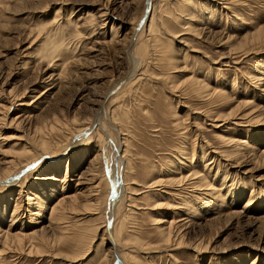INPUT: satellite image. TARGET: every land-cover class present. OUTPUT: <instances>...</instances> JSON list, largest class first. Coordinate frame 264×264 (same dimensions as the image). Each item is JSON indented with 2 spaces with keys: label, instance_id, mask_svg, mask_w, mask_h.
Returning a JSON list of instances; mask_svg holds the SVG:
<instances>
[{
  "label": "rangeland",
  "instance_id": "rangeland-1",
  "mask_svg": "<svg viewBox=\"0 0 264 264\" xmlns=\"http://www.w3.org/2000/svg\"><path fill=\"white\" fill-rule=\"evenodd\" d=\"M146 1L0 0V264H264V0H152L141 27ZM117 173L116 248L80 245Z\"/></svg>",
  "mask_w": 264,
  "mask_h": 264
},
{
  "label": "bare ground",
  "instance_id": "bare-ground-1",
  "mask_svg": "<svg viewBox=\"0 0 264 264\" xmlns=\"http://www.w3.org/2000/svg\"><path fill=\"white\" fill-rule=\"evenodd\" d=\"M149 8V11H148V13L146 12V10ZM152 9H153V1L152 0H150V4L148 3V0L146 1V8H145V14H144V16L142 17V20L140 21V25H141V27H143L144 25H147V23H149L150 22V20H152ZM107 15V13L106 12H101L100 13V16H106ZM190 15H192V14H190ZM102 19V18H101ZM104 19V18H103ZM107 19V18H106ZM152 22V21H151ZM149 26V25H148ZM147 26V27H148ZM97 27V26H96ZM35 28V27H34ZM140 27H138L137 29H139ZM32 29V28H31ZM95 30H97V28L95 29ZM94 31V30H93ZM263 31V30H262ZM104 32V31H103ZM136 32H137V30H136ZM259 33V32H258ZM259 35H260V33H259ZM112 36V35H111ZM257 39V38H256ZM131 42V41H130ZM131 45V47L129 48V50L126 52V54H127V56H128V58L130 59L129 61H131V63H132V65H133V70H134V68H135V66H136V63L138 64V58L136 57V56H134L133 54H132V50H130V49H132V45H133V43H131L130 44ZM129 74H132V72H130ZM131 76V75H130ZM130 76H128L127 75V77H130ZM127 77L125 76L123 79H122V81L121 82H118L119 84H118V86L116 87V88H113L112 89V87L110 88V90H109V92H110V94H108L107 96H106V98H108L110 95H112L115 91H117V90H119L118 88L122 85L121 83H123L126 79H127ZM195 80H197V79H195ZM195 80H194V82L193 83H195ZM202 85V84H201ZM205 86H207V85H205ZM200 87H204V84L202 85V86H200ZM205 88V87H204ZM209 88V87H208ZM113 91H112V90ZM203 89V88H202ZM206 89V88H205ZM210 90V89H209ZM203 91V90H202ZM113 92V93H112ZM214 93V92H213ZM210 96V95H209ZM240 103V102H239ZM100 110H101V108H100ZM100 110L98 111V112H100ZM100 114L98 115V116H96L95 117V119L93 118L92 120H91V122H90V126H92L93 124L94 125H102V123H99V119H100ZM94 117V116H93ZM12 118V117H11ZM82 131V130H81ZM40 132H38L37 131V134H39ZM105 142L106 143H110L109 142V139H108V134L105 136ZM112 142V141H111ZM45 145H43V144H41L40 143V147L41 148H43ZM103 146H101V151L103 150ZM119 152H120V150H119ZM61 157V156H60ZM120 157L122 158V155H120ZM123 161V160H122ZM7 162H10V161H7ZM58 163V162H57ZM60 163V162H59ZM58 163V164H59ZM61 164V163H60ZM124 165V164H123ZM126 166L128 167V165L126 164ZM125 167V166H124ZM119 171H120V169H119ZM118 171V172H119ZM193 173V172H192ZM86 174V173H85ZM122 174V173H121ZM194 174V173H193ZM216 174V173H215ZM226 175V174H225ZM122 175H119V173H117L115 176H114V179H112V180H110V181H112V187L110 188V200H109V202H111V203H113V205L112 204H110L109 202V204L111 205V211H110V208H107V210H106V217L104 218V221H103V224L100 226V230L99 229H97L96 228V226H95V228H91L92 226H87L86 228H88L86 231H84V233L83 234H81V237H80V240H79V242H80V245H84L85 243H86V240L85 239H89L90 240V242L89 243H91L93 240H94V238L96 237V236H103V234H102V232H104L105 233V235L107 236V237H109V241H108V245H107V249L108 250H110V249H113V247L114 248H116L115 246L117 245V241H116V234H114V226H113V228H112V225H113V217H114V212L113 211H115L114 210V208L117 206V200H118V195H120L121 196V194L123 193V187H126L125 186V184H124V181H123V179H122V177H121ZM7 177V176H6ZM5 177V178H6ZM190 176H189V174L188 175H186L185 177L183 176L182 177V179H171V180H178V181H180V183L181 182H183V181H185V180H188V179H190L189 178ZM46 178H48V177H43V179H41V181L42 180H45ZM3 180H6V181H4V182H2V184L4 185V186H12V185H14L15 184V180L14 179H11V178H6V179H3ZM85 181V180H84ZM61 182V181H60ZM65 182V181H64ZM39 183V182H38ZM43 183V182H42ZM82 183V182H81ZM81 183H79V184H81ZM133 183V182H132ZM135 183V182H134ZM127 184V183H126ZM182 184V183H181ZM222 184V183H221ZM37 185V184H36ZM38 185H40V184H38ZM48 185V184H47ZM128 185V184H127ZM208 185V184H207ZM43 186V185H42ZM165 186V185H164ZM204 186V185H203ZM205 186H206V184H205ZM209 186V185H208ZM46 187V186H45ZM44 187V188H45ZM198 187V186H197ZM38 188V187H37ZM62 188V187H61ZM112 188L114 189V191H113V193H111V190H112ZM171 188V187H170ZM205 188V187H204ZM220 188V187H219ZM40 189V188H39ZM47 189V188H46ZM51 189V188H50ZM58 189V188H57ZM64 189V188H63ZM125 189V188H124ZM206 189V188H205ZM49 190V189H48ZM93 190V189H92ZM215 190V189H214ZM47 191V190H46ZM50 191V190H49ZM51 191H52V189H51ZM54 191H56V189L54 190ZM53 191V192H54ZM58 191V190H57ZM56 191V192H57ZM61 191V190H60ZM66 191V190H65ZM131 191V190H130ZM228 191V190H227ZM55 192V193H56ZM83 192V191H82ZM82 192H80L79 190H77V189H75V190H73L72 192H69L70 194H67L66 195V197H62V198H60L59 200H56V201H54L51 205H49V211H50V214H49V220H52V219H54V220H56V219H58V218H64V203H62V202H66L67 204H66V207L68 208V209H70V210H74V207H75V209H76V206H75V202H77L78 200H80V196L82 197V195H83V193ZM85 192V191H84ZM88 192V191H87ZM128 192V191H127ZM49 194H52L51 192H48ZM47 193V195H49ZM58 193V192H57ZM64 193V192H63ZM82 193V195H80ZM89 193V192H88ZM132 193V192H131ZM45 194V193H44ZM66 194V193H65ZM228 195H230L229 193H227ZM43 195V194H42ZM41 195V196H42ZM46 195V194H45ZM46 195V196H47ZM55 195L56 194H53V196L55 197ZM35 196V195H34ZM45 196V197H46ZM86 196V195H85ZM84 196V197H85ZM91 196V195H90ZM36 197V196H35ZM38 197H40V196H38ZM51 197V196H50ZM58 197V196H57ZM87 198L85 199V202H83L84 204H82V205H84V206H86L85 208L86 209H89V208H91L92 206H93V204H94V200L92 201V199L90 200V198H88L89 197V194L86 196ZM41 198V197H40ZM228 198V197H227ZM48 199V198H47ZM50 199H52V198H50ZM49 199V200H50ZM41 200V199H40ZM217 200V199H216ZM251 200H252V198L249 196L247 199H245L244 200V202H243V205H242V207L241 208H243V209H246V208H249V207H247L249 204H250V202H251ZM27 201V200H26ZM41 202V201H40ZM38 203V204H41L42 202H44V199H42V202L41 203ZM50 202V201H49ZM219 202V201H218ZM231 203H233L234 202V199L233 200H231L230 201ZM229 202V203H230ZM1 203H3V202H1ZM37 203V202H36ZM46 203V202H45ZM252 203V202H251ZM11 204V203H10ZM18 204V203H17ZM47 204V203H46ZM222 204H223V202H222ZM13 205V204H12ZM42 205V204H41ZM45 205V204H44ZM60 205H62V208H63V210L61 209V207H60ZM107 205V204H106ZM186 205V204H185ZM228 205H230V204H228ZM233 205V204H232ZM236 205H237V203H236ZM2 206V205H1ZM6 206V205H5ZM21 206V205H20ZM47 206V205H46ZM46 206H43V207H46ZM108 206V205H107ZM208 206V205H207ZM216 206V205H215ZM234 206V205H233ZM13 207H14V209L12 210V213H11V224H13V222H15L14 221V219L18 216V213H16V210H17V208H18V206H15V205H13ZM11 208V207H10ZM93 209V208H92ZM187 209V208H186ZM213 209V208H212ZM250 209V208H249ZM7 210H9V209H7ZM218 210V209H217ZM226 210H227V208H226ZM225 210V211H226ZM229 210V209H228ZM247 210V209H246ZM257 210H258V212L257 213H260L258 216H255V217H252L254 220L253 221H262V222H264V212H262V210H264V203L262 204V205H260V206H258V208H257ZM4 211H5V208H4V206L2 207V208H0V220L2 219L1 217H2V215H3V213H4ZM10 211V210H9ZM181 211V210H180ZM224 211V210H223ZM183 212V211H182ZM227 212V211H226ZM242 212H241V210L239 211V210H232L229 214H233V215H240ZM227 214V213H226ZM104 215H105V213H104ZM218 216V215H217ZM7 217V216H6ZM5 217V218H6ZM185 218H186V216H185ZM179 219V218H178ZM213 219V218H212ZM3 220V219H2ZM184 220H186V219H184ZM209 220V219H208ZM211 220V219H210ZM182 221V220H181ZM180 221V222H181ZM163 223H162V225L160 226V230H161V232L164 234V236H166V239H169V237H170V235H171V233H172V230H173V228H174V222H173V219H170V220H168V221H166V220H163L162 221ZM178 222V221H177ZM188 222V221H187ZM186 223V222H185ZM183 225H184V223H183ZM173 227V228H172ZM103 228V230L101 231V229ZM187 228V227H186ZM40 230V229H39ZM89 230L91 231L90 233H89ZM175 230V229H174ZM174 230H173V234H174ZM35 234V232H31V234H30V237H33V236H35L34 235ZM120 234V233H119ZM181 234V233H180ZM175 236V235H174ZM22 237H21V235L19 234V233H15V234H12L11 235V237H9V236H7L6 235V233H5V231H1L0 232V243L3 245V247H4V249H8V248H10V243H12V239H16L17 241H20V239H21ZM23 238H24V236H23ZM100 238V237H99ZM101 239V238H100ZM165 239V238H164ZM179 239V238H178ZM121 241V240H120ZM199 246V245H198ZM200 246H201V244H200ZM199 246V247H200ZM84 247V246H83ZM201 248V247H200ZM202 249V248H201ZM106 251L107 250H105V251H101V250H98L97 251V255L99 256V260L100 259H102V258H104L105 257V254H106ZM113 251V250H112ZM111 251V252H112ZM118 251V250H117ZM197 252H198V250H197ZM202 252V251H201ZM118 254V253H117ZM116 254V255H117ZM200 254V253H199ZM115 255V254H114ZM118 258V257H117ZM105 259V258H104ZM104 259H102L101 260V262H103L104 261ZM119 259V258H118Z\"/></svg>",
  "mask_w": 264,
  "mask_h": 264
},
{
  "label": "water",
  "instance_id": "water-1",
  "mask_svg": "<svg viewBox=\"0 0 264 264\" xmlns=\"http://www.w3.org/2000/svg\"><path fill=\"white\" fill-rule=\"evenodd\" d=\"M148 3L150 4V0H148ZM148 11H149V8L146 10V12L148 13ZM113 93V92H112ZM103 103H104V101H103ZM89 133V131H83V132H81V134L82 135H86V134H88ZM75 139H76V137H75ZM74 139V140H75ZM113 191H114V189L112 188V190H111V193H113ZM118 263V258L116 257L115 258V264H117Z\"/></svg>",
  "mask_w": 264,
  "mask_h": 264
}]
</instances>
